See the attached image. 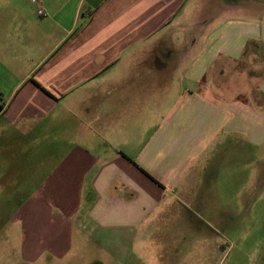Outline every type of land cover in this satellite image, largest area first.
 I'll return each mask as SVG.
<instances>
[{
	"label": "crops",
	"instance_id": "crops-1",
	"mask_svg": "<svg viewBox=\"0 0 264 264\" xmlns=\"http://www.w3.org/2000/svg\"><path fill=\"white\" fill-rule=\"evenodd\" d=\"M243 1L0 0V185L25 193L24 262L173 216L228 140L264 153V23Z\"/></svg>",
	"mask_w": 264,
	"mask_h": 264
},
{
	"label": "rangeland",
	"instance_id": "rangeland-1",
	"mask_svg": "<svg viewBox=\"0 0 264 264\" xmlns=\"http://www.w3.org/2000/svg\"><path fill=\"white\" fill-rule=\"evenodd\" d=\"M243 2L247 11L242 17L264 23V0ZM191 18H198L197 10ZM221 150V158L214 160V152L210 162L218 176L196 183L195 199L174 205L173 216L160 222L152 217L140 233H86L82 239L75 233L68 257L62 262L51 258L52 264H236L235 251L223 252L235 243L257 245L258 263L264 264V153L246 140H228ZM6 187L0 185V264H27L24 233L13 221L25 193L22 186L18 195Z\"/></svg>",
	"mask_w": 264,
	"mask_h": 264
},
{
	"label": "built area",
	"instance_id": "built-area-1",
	"mask_svg": "<svg viewBox=\"0 0 264 264\" xmlns=\"http://www.w3.org/2000/svg\"><path fill=\"white\" fill-rule=\"evenodd\" d=\"M38 5H39L38 11H37L38 16H41V17L46 16L44 9L41 7V4L39 2H38Z\"/></svg>",
	"mask_w": 264,
	"mask_h": 264
}]
</instances>
